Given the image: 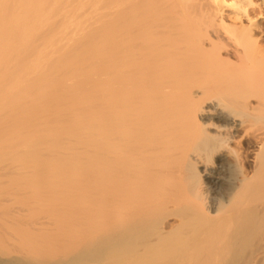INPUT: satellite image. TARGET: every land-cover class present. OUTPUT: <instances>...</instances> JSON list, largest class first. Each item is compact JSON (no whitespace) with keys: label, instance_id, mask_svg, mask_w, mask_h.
I'll list each match as a JSON object with an SVG mask.
<instances>
[{"label":"bare ground","instance_id":"1","mask_svg":"<svg viewBox=\"0 0 264 264\" xmlns=\"http://www.w3.org/2000/svg\"><path fill=\"white\" fill-rule=\"evenodd\" d=\"M178 1L0 0V264H264V40Z\"/></svg>","mask_w":264,"mask_h":264},{"label":"rangeland","instance_id":"2","mask_svg":"<svg viewBox=\"0 0 264 264\" xmlns=\"http://www.w3.org/2000/svg\"><path fill=\"white\" fill-rule=\"evenodd\" d=\"M170 1L173 4V2L176 3L178 0H170ZM226 1L228 3L238 1L240 4H242V5L244 4L243 5V7H244L243 10L241 9L240 10V14H239L240 17H241V22L244 23V24L243 23L242 24L243 25L247 24L245 26H248L250 23L255 24L254 26L252 25V29H253L252 32H253L254 36L256 38H258V40H261V41L264 40V0H244V1L243 0H226ZM201 2H202V4H201ZM179 3H180L179 4L180 8H179L178 15H179L180 18L195 17V18H198V19H204L208 15V13L207 14L205 13V12H207L206 9H205L206 8L205 7V3H206L205 0H183V1L179 2ZM203 7H205V8H203ZM226 8H228V9H226ZM226 8H225V11H226L225 13L231 12L233 10L232 7L226 6ZM224 42L228 43L229 41L228 40L227 41L224 40ZM232 50L233 49L230 46L225 48V49H223L222 50L223 51L222 52V56L232 57V56H229V55H233L232 53L234 51H232ZM234 56L235 55H233L232 59L235 58ZM243 141H244V139H242V145H243ZM233 146H235V143L233 144ZM95 185H97V187H98L99 184H95ZM65 196H67V195H65ZM107 197H108V192H106V190H102V191H98L96 193L95 200H96V202L98 204L102 203V202L104 203V201L107 199ZM59 198L61 199L60 196H59ZM59 198H57V199H59ZM65 198H66L65 199V201H66L68 196L65 197ZM62 199H64V196L62 197ZM100 210L101 211H97L95 214L94 213L93 214H89V215L87 214L88 217L87 218L85 217L86 221H87V224L85 225V223H84V224L81 225L82 230H80V227H78L79 231H82V233H83V232H85L86 229L91 231V230H94V229H98L97 227H99L100 225H103L106 222V220H107L106 218H107V216H109L110 212H108L109 210L105 209V208L104 209H100ZM93 221H95V223ZM97 221H100V222H97ZM94 224H95V226H94ZM83 225H84V227H83ZM92 228H94V229H92Z\"/></svg>","mask_w":264,"mask_h":264}]
</instances>
